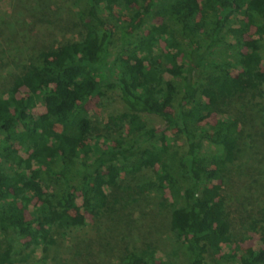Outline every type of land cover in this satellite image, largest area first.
Masks as SVG:
<instances>
[{
    "label": "trees",
    "instance_id": "obj_1",
    "mask_svg": "<svg viewBox=\"0 0 264 264\" xmlns=\"http://www.w3.org/2000/svg\"><path fill=\"white\" fill-rule=\"evenodd\" d=\"M84 3L90 18L81 19L78 40L40 51L0 94V264L46 254L57 236L85 228L86 215L74 212L77 198L94 219L113 212L123 200L113 194L119 180L126 205L156 195L166 207L161 196L170 193L171 254L190 258L179 264H264V216L248 223L256 243L232 248L223 194L251 138L233 107L259 99L264 126V0ZM117 9L130 18L111 54ZM233 46L236 55L223 61L220 51ZM108 92L122 111L98 127L87 104ZM147 115L164 126L149 127ZM167 131L183 149H173ZM204 143L213 152H203ZM122 262L176 264L158 261L148 243L124 245Z\"/></svg>",
    "mask_w": 264,
    "mask_h": 264
},
{
    "label": "rangeland",
    "instance_id": "obj_2",
    "mask_svg": "<svg viewBox=\"0 0 264 264\" xmlns=\"http://www.w3.org/2000/svg\"><path fill=\"white\" fill-rule=\"evenodd\" d=\"M84 4V0H0V94L9 88L23 66L37 60L40 51L57 49L67 41L78 40L83 33L81 19L90 18ZM129 18L127 13L116 10L111 54L120 45V28L126 25ZM248 37L245 35V39ZM237 51L236 46L221 50V59L227 61ZM189 53L186 50L182 59L188 58ZM166 77L170 78L168 74ZM177 85L181 87L178 80ZM240 103L245 105L244 109L237 108ZM260 103L259 99L250 101L246 97L233 107L237 123L244 126L246 133H251V138L244 139L242 152L223 189L235 236L232 248L253 246L257 237L248 228V223L251 219L260 220L264 216V126L260 118ZM175 109L174 105L170 110L176 112ZM87 110L92 114L95 125L102 127L109 115L122 111V103L117 94L108 92L101 100H91ZM41 111L39 104L34 112ZM144 120L149 127L164 126L163 119L158 116L147 115ZM214 121L215 118L211 117L204 126L209 127ZM56 128L59 129L60 125ZM166 138L173 149H183V141L177 140L173 131H167ZM19 151L21 156L26 157L22 149ZM202 151L211 153L213 149L204 143ZM150 177L152 174L147 178ZM125 179L124 184L130 183ZM119 184L113 194L123 200L114 205L113 212L94 219L83 212L82 200L77 198L74 212L86 215V227L70 231L65 237L57 236L56 246L46 254L36 250L20 264H123V247L127 243L136 249L147 243L153 245L158 261L172 260L176 264L189 261L186 254H171L174 246L169 238L167 207L172 202L170 193L166 191L161 196L166 207L157 205L159 197L156 195L152 196L153 200L143 197L126 205L128 198L125 190L121 189V180Z\"/></svg>",
    "mask_w": 264,
    "mask_h": 264
}]
</instances>
